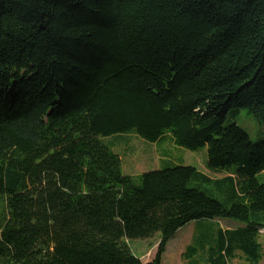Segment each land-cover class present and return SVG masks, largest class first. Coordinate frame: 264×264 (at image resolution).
<instances>
[{"label":"trees","instance_id":"16d2710c","mask_svg":"<svg viewBox=\"0 0 264 264\" xmlns=\"http://www.w3.org/2000/svg\"><path fill=\"white\" fill-rule=\"evenodd\" d=\"M264 0H0V264H151L192 222L229 219L206 264H264ZM205 149L214 179L168 165L135 178L103 137ZM188 264H198L190 263Z\"/></svg>","mask_w":264,"mask_h":264},{"label":"rangeland","instance_id":"374dc122","mask_svg":"<svg viewBox=\"0 0 264 264\" xmlns=\"http://www.w3.org/2000/svg\"><path fill=\"white\" fill-rule=\"evenodd\" d=\"M233 124H236L239 128L245 131L253 142L259 143L264 141V119L262 117L259 118L246 109L233 110L225 120L224 127ZM169 137L166 139L164 150H160V146L157 147L155 144L145 141L135 133L103 137L102 142L114 152L116 150L122 154L125 163L124 171L135 175L155 170L158 166L161 168L162 166H165L164 164L166 163H168L167 166H193L199 170L202 169L212 178L223 177V175H228V172L235 171V168L222 173L210 171L206 165L207 153L205 149L193 152L180 147L176 148L177 146L174 141ZM163 152L165 153L163 154ZM166 152L167 155L165 156ZM163 157L166 162L161 164L159 160ZM134 178L135 182H138V177ZM258 179L261 183H264V172L259 174ZM239 226H241L239 222L229 219L192 222L182 228L170 241L162 264H188L189 260L190 263L206 264L207 256L204 255V250L195 252L194 258H185V253L188 247L193 244V238L195 237L197 230L199 229L197 235L198 242L201 245L210 247L218 240V231L220 229H234ZM158 242L159 237L155 236L146 241H131V246L135 253L141 258L143 264H151L157 252ZM259 242L262 245L264 262V231H262L259 236ZM231 264H245L243 255L240 252H237Z\"/></svg>","mask_w":264,"mask_h":264},{"label":"crops","instance_id":"0c3cea01","mask_svg":"<svg viewBox=\"0 0 264 264\" xmlns=\"http://www.w3.org/2000/svg\"><path fill=\"white\" fill-rule=\"evenodd\" d=\"M167 141H169V140H167ZM165 142H166V140H164V141H161V142H159V143H156L155 145L158 147V146H160L161 147V149L160 150H164V146H165ZM174 148V147H173ZM176 148H179V147H176ZM114 149V148H113ZM115 150V149H114ZM159 150V151H160ZM161 152V151H160ZM115 153H117L118 155H120V157H121V159H122V161H123V172L125 173L126 171H124L125 170V163H124V158H123V155L122 154H120L118 151H116L115 150ZM165 152H163V154H164ZM167 155V152H166V154H165V156ZM159 162L161 163V164H163V163H165L166 162V160L164 159V157L163 158H161L160 160H159ZM206 164H207V157H206ZM165 165V164H164ZM160 168V166H158V168H156V169H159ZM201 171L203 172V173H205V174H207L205 171H203L202 169H201ZM127 173V172H126ZM125 173V174H126ZM144 173V172H143ZM142 174V173H141ZM127 175H129V176H131L132 175V177H138L140 174H137V175H135V174H131V173H127ZM209 176V175H208ZM211 177V176H210ZM223 177H225V175H223ZM223 177H218V178H214V179H221V178H223Z\"/></svg>","mask_w":264,"mask_h":264}]
</instances>
